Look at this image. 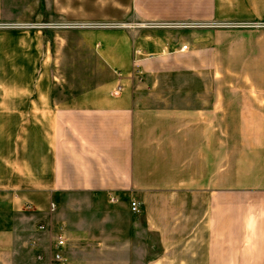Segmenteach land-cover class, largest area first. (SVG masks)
<instances>
[{"label": "crops", "instance_id": "crops-1", "mask_svg": "<svg viewBox=\"0 0 264 264\" xmlns=\"http://www.w3.org/2000/svg\"><path fill=\"white\" fill-rule=\"evenodd\" d=\"M48 1L75 22L264 18V0ZM156 32L99 31L97 64L136 62L139 84L65 91L58 43L0 29V264H47L60 225L68 264H264V89L231 87L264 66V29L197 27L193 59ZM191 67L194 90L168 88Z\"/></svg>", "mask_w": 264, "mask_h": 264}, {"label": "rangeland", "instance_id": "rangeland-1", "mask_svg": "<svg viewBox=\"0 0 264 264\" xmlns=\"http://www.w3.org/2000/svg\"><path fill=\"white\" fill-rule=\"evenodd\" d=\"M9 2L12 4V7L11 5L8 6L11 8L12 14H19V17L0 20V29L7 28L4 26L6 24L22 25L20 27H8L9 29H42L45 31V39L49 43H53L54 48L58 43V64L52 67L56 83L54 88L65 91L97 88L100 80L111 81L116 76L119 79L128 76L136 84L144 79V71L140 65L138 67L141 69V73L136 72L138 68L135 66L136 62L131 67L100 66L97 64L98 50L103 41V36H99L100 30L106 32L116 29L126 30L128 33L126 37L129 40L136 35L134 33L138 29L157 31L156 33L168 44L167 54L173 52L170 46L177 45L184 50V53L191 55L190 59H193V36L197 27L264 29V18L187 19L161 22L130 18L122 21L75 22L62 17L51 16L48 0H5L6 5ZM25 6L28 8L27 17L22 16ZM39 14H43V16L39 17ZM122 23L128 25L123 26ZM128 31H132L133 34ZM138 36L144 38V35L139 34ZM186 69L180 70L179 76H183V78L179 82L174 83L170 79L171 82L167 83L168 88L176 87L187 90L196 88L198 84L194 80L193 67ZM168 73L170 76V73L173 72L169 71ZM246 74V82L236 81L232 83L231 87L236 90L264 89V66L246 67ZM119 85L122 87V83L119 82L113 88L117 89ZM109 88L111 89V87Z\"/></svg>", "mask_w": 264, "mask_h": 264}, {"label": "built area", "instance_id": "built-area-1", "mask_svg": "<svg viewBox=\"0 0 264 264\" xmlns=\"http://www.w3.org/2000/svg\"><path fill=\"white\" fill-rule=\"evenodd\" d=\"M7 28L8 27H17L22 26L18 24H6L4 25ZM27 26V25H26ZM185 48V47H184ZM135 66L138 67L139 65L135 63ZM136 72L138 74L141 73V69L138 67L136 69ZM121 85L117 89H115V93H118L120 91ZM140 201L133 197L130 204V209L132 212H137L140 209ZM52 208H55V205H52ZM39 229H45L44 224H39ZM67 237L64 231L63 226H59L56 230L52 232L50 241H49V251L43 252L42 254L38 255V259L41 261H46L47 264H68V257L65 254L64 248L66 246Z\"/></svg>", "mask_w": 264, "mask_h": 264}]
</instances>
